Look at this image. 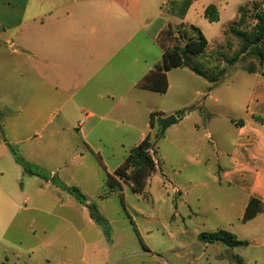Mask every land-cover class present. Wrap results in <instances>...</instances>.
<instances>
[{
  "label": "crops",
  "instance_id": "1",
  "mask_svg": "<svg viewBox=\"0 0 264 264\" xmlns=\"http://www.w3.org/2000/svg\"><path fill=\"white\" fill-rule=\"evenodd\" d=\"M257 1L264 10V0ZM165 4V0H0V260L14 264L34 253L31 238L24 247L20 236L23 230L35 233L31 212L39 207L30 196L23 195L35 178L43 181V187L53 186L50 180L24 172L7 145L18 142L15 138L22 136L18 129L22 124L29 132L26 139L42 131L46 138H52L54 131L46 125L52 120L49 108L53 109L55 101L66 122L64 129L80 137L86 150H92L86 139L93 130L133 138V146L149 133L152 142L155 127L150 128V113L156 112V126L167 115H175L182 104H190L192 109L181 118L175 115L176 121L157 138L164 135L163 140L176 152H185L184 148L193 152L195 165L205 173L202 185H217L226 208L236 213L235 222L239 224L228 221L222 225L224 230L246 242L234 246L252 251L247 259H237L242 264L244 259L264 263V211L241 221L250 198L264 203V61L256 72L240 67L250 78L237 86L239 90L246 86L247 91L235 117L232 108L239 97H226L232 86L222 79L212 84L186 66L168 70L156 67L162 55L157 38L172 24L171 18L192 25V1L180 11L171 8L167 12ZM208 4L202 3L198 11L204 20ZM214 5L218 19L213 22L222 17L226 22L214 45L199 29L207 46L197 61L206 66L208 54L222 45L227 27L239 17V7L234 19H229L224 9ZM205 89L209 91L201 107L195 100ZM169 93L175 96L177 105L167 111L154 108L152 102ZM202 134L213 137L215 165H219L218 153L225 156L219 173L214 168L209 171L205 162L198 160L201 147L195 137ZM20 157L33 166L26 155ZM52 174L50 171L49 176ZM196 214L205 215L203 211ZM215 245H221V249L228 246L221 241H204L203 249Z\"/></svg>",
  "mask_w": 264,
  "mask_h": 264
},
{
  "label": "rangeland",
  "instance_id": "2",
  "mask_svg": "<svg viewBox=\"0 0 264 264\" xmlns=\"http://www.w3.org/2000/svg\"><path fill=\"white\" fill-rule=\"evenodd\" d=\"M190 1L193 2L189 16L192 25L203 30L209 44L214 45L226 20L224 17L219 22L204 20L198 13L201 4L205 1L214 3L225 10V18L234 19L237 8L252 0H165L164 7L167 12L171 8L180 11ZM171 19L170 26L176 28L180 19ZM166 29L160 32L159 40L165 46H172L175 41L172 35H166ZM228 41L231 47H228ZM238 47L239 42L227 33L222 45L216 46L211 52L221 48L225 56L230 57ZM244 57L234 67L224 61L219 62V65L226 64L225 76L221 79L232 86V91H227L226 97L232 100L234 96L239 97L232 108L235 117L244 104V93L247 91L246 86H242L241 90L237 86L250 78L240 67L251 64L258 66V58L249 53ZM208 91L205 89L202 96H196L195 101L201 107ZM176 103L172 93L152 102L154 108L162 111H167ZM189 105L182 104L179 110ZM50 111L52 120L46 129L54 131L52 138H46V133L39 132V128V134L35 136L31 133L30 138L26 139L29 132L24 129L26 125L22 124L18 125L22 136L15 138L19 139L18 142H11L7 147L19 156L26 155L33 165L31 167L48 176L53 171L51 177L61 185L76 186L84 194L85 200L77 201L60 184L51 180L52 187H43V181L35 178V183L23 195L30 196L34 205L39 207L38 211L31 212L35 220V233L32 235L23 230L20 236L24 247L31 238L35 250L30 257L19 258L14 264H237L238 257H249L252 251L246 246L228 245L226 249H221V245H215L213 249H203L204 241L199 234L225 229L222 225L228 221L234 223L236 213L226 208L223 193L218 191L217 185H202L201 176L205 173L195 165L192 151L184 148L185 152H176L163 140L164 135L157 138L159 124L153 126L155 145L154 140L152 144L156 147V154L152 156L160 168L154 169L141 192H135L128 184L120 182L119 186L106 194V175L124 160L129 147L133 146V138L123 139L119 133L100 134L93 130L86 139L92 145V150H86L81 146L80 137L64 129L67 127L66 122L62 112L57 110L55 101ZM201 130L203 133L206 131ZM195 140L201 147L198 160L201 163L204 161V167L209 171L214 168L219 173L225 156L218 153L219 165L214 164L211 134H202ZM88 204L95 205L108 223L107 233L90 219ZM197 211H203L205 215L196 214ZM220 256H224V259H220ZM246 259L243 264H255ZM4 263L13 264L0 260V264ZM256 264L264 263L257 260Z\"/></svg>",
  "mask_w": 264,
  "mask_h": 264
},
{
  "label": "trees",
  "instance_id": "3",
  "mask_svg": "<svg viewBox=\"0 0 264 264\" xmlns=\"http://www.w3.org/2000/svg\"><path fill=\"white\" fill-rule=\"evenodd\" d=\"M239 17L227 27L226 34H231L239 42L238 49L232 53L230 57H226L225 53L219 48L215 52L208 54L209 65H205L197 61L199 56L206 53L207 40L199 30V28L181 22L176 28L167 26L166 35H172L175 43L172 46H165L157 38L158 43L162 47V55L160 63L156 65L158 69L168 70L172 67L186 66L195 74L205 78L210 83L215 84L224 76V67L220 68L219 62L224 61L229 66L234 65L244 55L249 53L258 58V66L251 64L242 68L247 72H256L264 61V10L260 9V2L252 1L250 4L240 6L238 8ZM204 17L213 22L218 19L217 9L214 4H208L204 9ZM249 19V21H248ZM160 35V34H159ZM228 41V47H231ZM145 80V78H144ZM192 107H187L175 112L178 118L184 116ZM156 112L150 113L149 125L153 127V117ZM153 144L150 140L149 133L135 146L131 147L122 163L117 166L112 173H107L105 184L107 186L106 194L120 182L128 184L135 192H141L147 184V179L156 168V161L153 158ZM16 162H18L23 171L32 175L39 176L45 180H51L59 185L58 181H54L53 177L48 176L41 170L31 167L19 155L14 154ZM61 185V184H60ZM69 194L77 201L85 200L84 194L76 186L61 185ZM90 219L100 226L103 232H108V223L98 213L95 205H86ZM264 211V203L250 198L245 207L241 221L245 222L256 214ZM199 237L203 241H221L228 245H238L245 242L236 240L234 234L218 229L212 232L200 233ZM237 264H242L241 260L236 259Z\"/></svg>",
  "mask_w": 264,
  "mask_h": 264
},
{
  "label": "water",
  "instance_id": "4",
  "mask_svg": "<svg viewBox=\"0 0 264 264\" xmlns=\"http://www.w3.org/2000/svg\"><path fill=\"white\" fill-rule=\"evenodd\" d=\"M176 121V116L174 114H169L159 121V133L162 134L164 130L172 123Z\"/></svg>",
  "mask_w": 264,
  "mask_h": 264
}]
</instances>
